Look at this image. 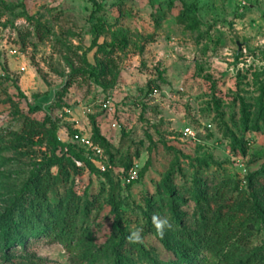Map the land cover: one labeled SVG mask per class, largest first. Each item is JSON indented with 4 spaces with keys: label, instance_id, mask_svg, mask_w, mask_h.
<instances>
[{
    "label": "rangeland",
    "instance_id": "1",
    "mask_svg": "<svg viewBox=\"0 0 264 264\" xmlns=\"http://www.w3.org/2000/svg\"><path fill=\"white\" fill-rule=\"evenodd\" d=\"M53 127L113 180L64 159L22 196ZM20 197L0 264H264V0H0V221Z\"/></svg>",
    "mask_w": 264,
    "mask_h": 264
},
{
    "label": "trees",
    "instance_id": "2",
    "mask_svg": "<svg viewBox=\"0 0 264 264\" xmlns=\"http://www.w3.org/2000/svg\"><path fill=\"white\" fill-rule=\"evenodd\" d=\"M99 40H100V32H98V34L95 36L92 46L94 47L100 46ZM86 63L88 67L90 68V70L93 72V74H95V76H100L101 71L98 65L89 63L87 60H86ZM49 136H50V144L52 147V155L46 161L38 164V168L36 169L34 174L30 177L25 187L21 190L22 196L26 194V192L30 189L33 180L38 178L40 170L43 167H53L55 165H59L64 159H70L75 164H77L80 167H83L85 170L89 172L104 173L106 174L109 181L113 180L109 176L110 169H108L107 171H102L96 159L93 160L92 158L87 157L86 155L82 154L83 150H85L87 154L89 153L93 154L92 152L87 150L85 147L75 142L74 144H77V146L81 148V151H76L73 145L64 143L58 138L54 127L50 130ZM21 202H22L21 197L19 199H16L13 202L12 208L7 210V212L3 216L4 218L0 221V251L4 254V256L8 260L11 259L12 257L11 249L13 245L18 244V246L25 247L27 246V240L29 239L28 233H24L17 229L20 222L24 221L23 217H21L20 222L16 221L14 217V212L18 213L21 210L20 208ZM31 224H32V221H31ZM31 230H32L30 231L31 233H29L31 234L30 235L31 238L38 236L36 231H33L34 229H31ZM180 254L182 256L181 259L183 260L185 264H206L204 260L200 259L198 254L194 257V259L191 258L187 253H180ZM18 264H39V263L35 260H22L18 262ZM171 264H175V262Z\"/></svg>",
    "mask_w": 264,
    "mask_h": 264
},
{
    "label": "built area",
    "instance_id": "3",
    "mask_svg": "<svg viewBox=\"0 0 264 264\" xmlns=\"http://www.w3.org/2000/svg\"><path fill=\"white\" fill-rule=\"evenodd\" d=\"M12 54H15V50H11ZM155 93H158V90H154ZM66 113L69 114V116L73 115V109H65ZM188 132L192 133V131L188 130ZM75 142L80 144L81 146L85 147L87 150L93 153V155L96 156V161L99 164V167L102 171H107L108 169H111L112 163L109 161L108 157L105 154V151L103 148L99 145H97L92 137L86 136L82 133H76L74 135ZM139 177V171L137 165L133 166L127 175V182L132 183L135 180H137Z\"/></svg>",
    "mask_w": 264,
    "mask_h": 264
},
{
    "label": "clouds",
    "instance_id": "4",
    "mask_svg": "<svg viewBox=\"0 0 264 264\" xmlns=\"http://www.w3.org/2000/svg\"><path fill=\"white\" fill-rule=\"evenodd\" d=\"M152 224L154 228L156 229V232L163 237L164 232L166 229L171 228V223L169 219L166 216H160L159 214H153L152 216ZM140 229H136L131 231L130 235L127 237L128 241L130 243H142L143 242V237L141 235Z\"/></svg>",
    "mask_w": 264,
    "mask_h": 264
},
{
    "label": "water",
    "instance_id": "5",
    "mask_svg": "<svg viewBox=\"0 0 264 264\" xmlns=\"http://www.w3.org/2000/svg\"><path fill=\"white\" fill-rule=\"evenodd\" d=\"M68 83L69 77H66L63 85L52 88L50 94L41 100L40 105L48 114H51L50 108L57 102L59 93L67 87Z\"/></svg>",
    "mask_w": 264,
    "mask_h": 264
},
{
    "label": "crops",
    "instance_id": "6",
    "mask_svg": "<svg viewBox=\"0 0 264 264\" xmlns=\"http://www.w3.org/2000/svg\"><path fill=\"white\" fill-rule=\"evenodd\" d=\"M79 112H81V111L75 110V111L73 112V115L70 116L69 119H70V121H71L72 123H78V124H79V122H80V118L78 117Z\"/></svg>",
    "mask_w": 264,
    "mask_h": 264
}]
</instances>
